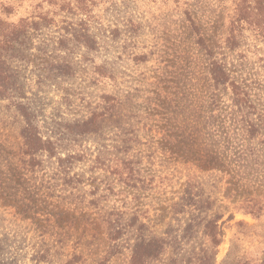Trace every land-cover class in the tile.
<instances>
[{"label": "rangeland", "instance_id": "374dc122", "mask_svg": "<svg viewBox=\"0 0 264 264\" xmlns=\"http://www.w3.org/2000/svg\"><path fill=\"white\" fill-rule=\"evenodd\" d=\"M81 1L0 0V22L25 30L17 43H3L0 51L13 83L12 92H0V264H97L109 253L100 213L70 205L69 190L61 191L63 187L43 188L49 187L55 162L38 158L43 169L34 175L22 165L28 161L22 155L25 114L38 123L43 137L63 142L62 154L78 156L70 177L78 174L82 180L80 193L102 195L113 188L116 195L104 206L128 204L147 212L150 226L159 231L170 223L169 205L185 176L199 172L191 162L196 149L207 152V140L215 136L214 120L225 128L220 131L224 140L213 149L225 160L213 164L221 170L218 198L226 207L215 264L264 263V212L257 218L238 209L244 198L264 199V145L236 135L228 96L211 88L209 61L183 21L189 12L208 47L264 115V42L243 31L238 51L224 49L235 0H91L88 18L76 9ZM85 20L95 38L105 30L103 47L88 50L72 40V29L80 30L75 24ZM128 20L137 30L125 26ZM135 55L144 59L136 61ZM100 67L110 76H100ZM105 97L117 102L97 133L68 135L65 127L93 110L103 112L99 106ZM260 134L264 140V127ZM124 150L139 162L134 168L140 175L154 179V190H130L110 175L116 160L126 157ZM167 176L172 183L161 184ZM204 243L198 231L185 260L197 253L190 251L192 246ZM73 256L78 263L69 262ZM108 264H128V256Z\"/></svg>", "mask_w": 264, "mask_h": 264}, {"label": "trees", "instance_id": "16d2710c", "mask_svg": "<svg viewBox=\"0 0 264 264\" xmlns=\"http://www.w3.org/2000/svg\"><path fill=\"white\" fill-rule=\"evenodd\" d=\"M213 1L223 4L225 0ZM80 3L81 5L77 6L76 9L80 10V14L84 11L86 18H88L89 5H92L91 0H82ZM234 5V13L226 28L224 39V49L231 53L240 49L243 41V31H250L256 39L264 42V0H235ZM184 18L183 21L186 24L188 23L195 37V44L204 52L209 61L207 72L211 88L215 94L221 93L228 96L231 105V112L228 115L233 128L237 130L236 135L243 142L246 140V142L252 141V143L257 142V144L264 145L263 135L260 134V129L264 127V115L258 112L248 91L230 76L223 59H219L213 49L208 47L204 35L192 21L190 13L185 12ZM88 21H80L79 24H75L80 27V30L72 29V40L88 50L93 49V47H100V45L103 47L105 42L101 38L104 39L105 30L101 31L103 34L101 38H95L87 26ZM126 23L127 28L137 30L138 25H134L132 20H128ZM9 27L0 22V29L7 31L1 32L0 38L2 40L0 43L2 45L0 44V51L4 50L3 43L12 46L24 36V29H15L13 26L9 29ZM115 35H118L116 30ZM139 58L144 59L143 56L135 55L133 57L136 61H139ZM5 69V64L0 59V92L8 93L13 91L10 90L13 83L10 81V76ZM98 74L102 77L110 76L102 67H100ZM215 94L212 96V100L216 97ZM113 102L116 103L117 100L111 97L102 98L99 111L103 112L93 110L90 112L91 115L82 119L81 122L65 127L67 134L72 136L96 134L101 120L114 107L111 105ZM23 119L25 129L22 132V135H24L22 136V155L28 161L27 164L25 162L22 165L25 164L28 167V173L34 175V173H40L43 169L42 162L37 161L38 158L46 157L48 160H53L55 162L53 165L56 167L55 172L47 178L49 187L43 188L53 191L58 186L63 187L61 191L66 192L69 190L67 198L70 205L80 210H94L100 213L98 214L99 221L108 241L106 252L109 253L101 258L97 264H108L112 258L119 256H128V264H215L217 248L222 241L219 222L226 210L222 200L218 198L221 197L220 190H218L222 187V177L219 175L221 170H218L213 164L214 161L224 163L225 160L222 154L213 151V149L220 146L221 140H224L221 138L223 132L220 133L221 130L225 129L222 125H214L213 120L211 127H214L215 136L207 140V152L196 149L195 153H198V156H196V160L191 162L199 172H190L185 176L186 179L182 184L181 191L175 195L174 200L169 205L170 223H167L159 231L150 226L151 222L150 218L146 216L147 212H140L137 208L129 209L127 208L128 204H124L122 208H120L121 206L110 208L104 206L109 197H115L116 194H114L113 188L108 189V192L102 195H98V192L80 193L82 180L78 174L70 177L73 165L76 161L80 162L78 156L71 152L65 155L62 154L60 150L63 142L58 139L53 140L51 137H43L39 132L38 123L32 119L31 115L25 114ZM202 129L203 127L198 128V132H201ZM214 137L218 140H215ZM197 138L198 136L192 140V143L197 141ZM226 140H228V137H226ZM199 147H201L200 143ZM191 150L194 151L195 149ZM124 153L126 157L116 160V164L111 168L110 175L117 178L118 184L124 185L130 190L136 192L154 190V179H147L140 175V171L134 168L139 162L129 159L127 150ZM207 154H210V156ZM61 155L64 156L61 157ZM213 157L214 160H210ZM165 181L172 183L169 176L165 177L160 183L162 184ZM35 189L37 190V187ZM238 209L258 218L264 212V199L244 198L239 200ZM198 231L203 235L205 243L198 248L192 246L190 251L197 253L194 255L192 253L193 256L185 260L184 252L187 251ZM123 252H128V255L122 254ZM78 259V257L73 256L69 262L78 263ZM238 264L253 263L241 260Z\"/></svg>", "mask_w": 264, "mask_h": 264}]
</instances>
